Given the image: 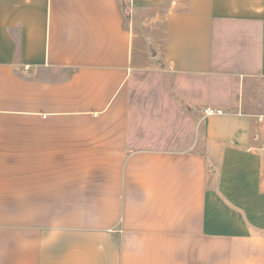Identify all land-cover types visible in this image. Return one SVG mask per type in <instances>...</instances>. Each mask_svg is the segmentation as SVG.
I'll use <instances>...</instances> for the list:
<instances>
[{"label":"crops","instance_id":"1","mask_svg":"<svg viewBox=\"0 0 264 264\" xmlns=\"http://www.w3.org/2000/svg\"><path fill=\"white\" fill-rule=\"evenodd\" d=\"M123 2L0 0V264H264V100L207 99L264 83V0L125 2L164 6L180 118L133 107Z\"/></svg>","mask_w":264,"mask_h":264},{"label":"rangeland","instance_id":"2","mask_svg":"<svg viewBox=\"0 0 264 264\" xmlns=\"http://www.w3.org/2000/svg\"><path fill=\"white\" fill-rule=\"evenodd\" d=\"M123 4L125 26L132 35L135 65L132 103L136 113L149 111L151 115L157 116L154 118L164 114L180 118L179 116H183L184 112L188 113L192 109L189 105L190 97L194 93L191 84L192 82L197 83L198 78L175 73L164 65V6L136 13L128 8L125 2ZM220 80V77L208 79L209 85L215 87L216 90L215 94L207 99L215 104L228 105L242 97L246 100L250 93L253 94L252 97L255 96L256 90L258 103L264 100V83L259 80L249 83L246 81L245 91L236 83H228L225 91L222 92L217 89L223 86ZM1 146L3 149L0 150V162L6 163L7 172H14L16 156L25 160V155H28L22 151L20 144H18L19 147L16 144H1ZM23 166L24 168L29 167V164H23ZM4 227L5 224H3V229ZM6 227L11 230L14 228L13 224H7ZM9 264H13V261Z\"/></svg>","mask_w":264,"mask_h":264},{"label":"built area","instance_id":"3","mask_svg":"<svg viewBox=\"0 0 264 264\" xmlns=\"http://www.w3.org/2000/svg\"><path fill=\"white\" fill-rule=\"evenodd\" d=\"M222 113V110L220 108H213V107H205L203 109V114L204 115H213V114H220ZM256 120L258 123H264V116L263 115H259L256 117Z\"/></svg>","mask_w":264,"mask_h":264},{"label":"trees","instance_id":"4","mask_svg":"<svg viewBox=\"0 0 264 264\" xmlns=\"http://www.w3.org/2000/svg\"><path fill=\"white\" fill-rule=\"evenodd\" d=\"M125 2L127 1V0H124Z\"/></svg>","mask_w":264,"mask_h":264}]
</instances>
